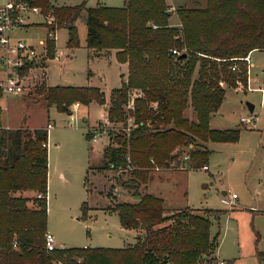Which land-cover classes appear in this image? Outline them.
Wrapping results in <instances>:
<instances>
[{
	"label": "trees",
	"instance_id": "trees-1",
	"mask_svg": "<svg viewBox=\"0 0 264 264\" xmlns=\"http://www.w3.org/2000/svg\"><path fill=\"white\" fill-rule=\"evenodd\" d=\"M30 1L50 11L57 28L67 29V47L80 45L76 21L83 17L90 52L115 49L117 60L128 63V76L112 89L110 105L104 90L92 85H49L43 99L68 114L74 103L96 101L106 105L111 122L126 125L133 119L128 132L121 129L115 135L118 146L105 147L104 166L127 169L117 185L140 198L116 201L109 208L125 228L143 224L145 237L121 248L62 245L48 251L49 131L7 128L0 107V264H55L58 259L66 264H217L219 232L211 235V220L228 210L188 207L167 215L164 199L142 188L157 175L155 165L161 170L171 161L187 168L207 165V146L189 151L186 160L179 146L237 139V129L212 128L210 119L224 101L226 87H248L245 58L264 49V0H206L205 6H182L176 9L177 24L170 23L166 0H124L123 6ZM54 48L50 41L52 57ZM175 48L179 54L172 52ZM234 64L239 68L232 69ZM133 89L140 92L131 99ZM188 107L196 120L186 116ZM257 256L262 264L263 252L258 250Z\"/></svg>",
	"mask_w": 264,
	"mask_h": 264
},
{
	"label": "rangeland",
	"instance_id": "rangeland-1",
	"mask_svg": "<svg viewBox=\"0 0 264 264\" xmlns=\"http://www.w3.org/2000/svg\"><path fill=\"white\" fill-rule=\"evenodd\" d=\"M5 1L0 0V3ZM82 1L50 0V5H74ZM86 1L89 6L124 5V0ZM166 1L168 11L172 13L171 24L178 19L177 8L206 5V0ZM169 8L173 9L170 11ZM49 14L52 13L41 9V17L35 15V20H43V23L33 24L31 21L17 32L24 40L36 45L39 39H45L46 45L42 49L38 47L41 54L20 71L23 91L5 94L1 90L2 123L31 130L45 127L49 131L48 229L52 231L57 246L121 248L134 245L145 237V226L125 228L118 213L109 208V204L116 201L135 200L117 185L118 178L127 176V169L104 166L105 147L118 146L115 135L133 120H127L126 125L112 122L107 133L100 134L94 141V131L107 116L105 104L92 101L88 105L74 106V103L70 107L72 113L68 114L58 111L55 105L49 107L43 99V90L49 85H92L104 90L106 104L110 105L112 89L120 87L123 78L128 76V63L120 64L116 53L98 56L96 52H90L86 46L87 26L83 17L76 21L80 39L78 47H67L68 31L64 27L57 28L55 22L52 25L57 39L49 40L47 35L52 25L45 21ZM50 41L55 42L54 56L57 51L67 54L63 60H54V56L48 54ZM247 58L248 87H226L225 99L210 119L212 128L237 129V139L197 140V143L179 146L183 156L198 146H207L211 150L208 169L180 167L177 170L181 165L171 161L169 166L176 170L168 172L166 179H160L159 172L168 168L162 167L152 179L157 185L150 186L152 181L149 182L150 192L157 193L158 189L167 195L165 206L173 208L168 209L167 215L189 206L228 210L218 220H211V235L219 232L215 251L217 264L221 261L224 264H260L258 250L264 257V49L253 50L250 60ZM3 78L0 68V81ZM219 83L225 85L223 81ZM139 92V89L131 90V99ZM247 102L254 104L253 112L246 106ZM185 114L190 120H196L191 107ZM252 115L255 116L253 124L241 122L242 116ZM30 192L26 191V194L30 196ZM233 193L238 198L230 202ZM167 223L169 221L158 226Z\"/></svg>",
	"mask_w": 264,
	"mask_h": 264
},
{
	"label": "built area",
	"instance_id": "built-area-1",
	"mask_svg": "<svg viewBox=\"0 0 264 264\" xmlns=\"http://www.w3.org/2000/svg\"><path fill=\"white\" fill-rule=\"evenodd\" d=\"M173 8H169L171 11ZM41 16V7L33 4L30 0H6L5 3L0 4V68L4 73V78L0 81V88L5 94H19L23 91V75L20 71L27 65L28 62L33 61L41 53L38 48L32 43L27 42L24 39L14 38L13 30L21 29L28 25L32 21V16ZM47 23L53 24L55 17L53 14L46 16ZM156 28V25H153ZM49 40L57 39V32L53 28L48 30L47 35ZM42 48L46 45L45 39L40 41ZM172 52L179 54L178 49H172ZM61 52L57 51L53 59L60 60ZM237 65L234 64L232 69H236ZM131 106V103L130 105ZM132 118H129L130 121ZM133 120V119H132ZM241 122L246 125L253 124L255 116H242ZM134 122V121H133ZM133 122L125 127L121 128L125 131H129ZM111 121L108 116L104 118L100 127L94 131L92 139L98 140V136L102 133H107V129L111 125ZM51 126V125H50ZM189 155H186L188 159ZM152 160V159H151ZM153 161V160H152ZM155 170H161L158 165H155ZM204 169H208L207 165L202 166ZM237 195L232 194L229 201L232 202ZM16 246V243L14 244ZM45 247L48 251L56 249L58 246L54 235L47 231L45 234ZM56 264H66L62 260H57ZM220 264H224L223 261Z\"/></svg>",
	"mask_w": 264,
	"mask_h": 264
},
{
	"label": "crops",
	"instance_id": "crops-1",
	"mask_svg": "<svg viewBox=\"0 0 264 264\" xmlns=\"http://www.w3.org/2000/svg\"><path fill=\"white\" fill-rule=\"evenodd\" d=\"M2 3H4V2H2ZM2 3H0V4H2ZM87 3V2H86ZM89 6V5H88ZM41 17V16H40ZM32 23L33 24H37V23H43V20L42 21H37V20H35V16L33 17V19H32ZM178 23V19L176 20V21H174V23L173 24H177ZM30 25V24H29ZM26 26H28V25H26ZM25 26V27H26ZM25 27H23V28H21V29H14L13 30V36H14V38H20V39H23L21 36H19V33L17 34V32L18 31H22ZM59 32V31H58ZM41 40H43L42 38L41 39H39V41L37 42V45H39V46H37L36 44H34L33 42H31V41H29V43H32L33 45H35L37 48L38 47H40V49H42V46L40 45V41ZM257 50V49H256ZM59 52H61L62 54H61V56H60V59H64L66 56H67V54L64 52V51H59ZM109 54L110 56L112 55V54H114L115 55V53H116V50L115 49H112V50H110V51H104V52H102L101 54H97L98 56H100V55H103V54ZM94 54V53H93ZM248 60H250V54H249V56H248V58H247ZM54 60H56V59H54ZM119 62V61H118ZM120 64H122V65H127V63H123V62H119ZM251 65H253V64H251ZM82 104H80V103H75L74 104V106H81ZM3 124V123H2ZM4 125V124H3ZM53 125V124H52ZM5 127H7V128H10V129H16V128H19V127H12L11 125H9V124H7V126L6 125H4ZM51 127H53V126H51ZM48 146H49V142H48ZM186 155H189L188 153H186L184 156H183V158L186 156ZM186 159V158H185ZM181 167H184V166H181ZM185 168H187V167H185ZM177 170H180L181 168H180V166L178 167V168H176ZM175 168H173L172 166H168V168H166L165 170H161L162 172H159V177H160V179L162 178H164V179H166V177H167V173L168 172H171V171H174V170H176ZM156 186L157 184H156V180H154V181H152V182H150V186ZM143 190L144 191H147V192H149V193H152V192H150L149 191V183L147 184V186L145 187H143ZM156 191H157V193H152V194H155V195H157V196H160V197H162L163 199H164V201L166 200V197H167V195L164 193V192H162L161 190H158V189H156ZM25 193V195H27L26 194V191L24 192ZM30 194H31V192H30ZM134 197V196H133ZM236 198H238V196L236 197ZM190 207V206H189ZM167 209H173V208H168V207H166ZM48 231H49V229H48ZM50 232H52V231H50Z\"/></svg>",
	"mask_w": 264,
	"mask_h": 264
},
{
	"label": "water",
	"instance_id": "water-1",
	"mask_svg": "<svg viewBox=\"0 0 264 264\" xmlns=\"http://www.w3.org/2000/svg\"><path fill=\"white\" fill-rule=\"evenodd\" d=\"M246 106L249 108V110H250L251 112H253V110H254V104H252V103H250V102H247V103H246ZM225 193H226V191H223V194H225ZM134 198H135V199H139L140 196H139V195H135Z\"/></svg>",
	"mask_w": 264,
	"mask_h": 264
}]
</instances>
